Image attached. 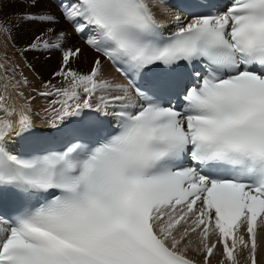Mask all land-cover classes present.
Instances as JSON below:
<instances>
[{"label":"snow or ice","instance_id":"6c2138e0","mask_svg":"<svg viewBox=\"0 0 264 264\" xmlns=\"http://www.w3.org/2000/svg\"><path fill=\"white\" fill-rule=\"evenodd\" d=\"M53 2L59 17L41 7ZM169 2L0 0V37L42 24L24 51L61 52L59 81L26 95L0 49V197L15 205L0 215V264H257L264 0H187L166 22L154 9ZM15 3L26 11L6 17ZM77 39L97 54L87 72ZM105 61L130 83L106 78ZM37 96L54 97L46 127Z\"/></svg>","mask_w":264,"mask_h":264},{"label":"bare ground","instance_id":"6f19581e","mask_svg":"<svg viewBox=\"0 0 264 264\" xmlns=\"http://www.w3.org/2000/svg\"><path fill=\"white\" fill-rule=\"evenodd\" d=\"M41 7H47L49 8L53 13H55L58 17L60 14V9L58 7L57 2H53L50 4L41 5ZM163 9H167L168 12L173 13V11L163 5L155 8L154 10L157 12L160 19H163L164 21L168 22L172 19V17L166 13L163 12ZM24 12V11H23ZM11 14H17L16 12H4V15L7 17ZM20 25H22L20 23ZM22 28L23 32H20V29H16L14 36L15 39L8 38L7 40H4L3 37H0V49H4L7 51L8 56L12 61H15L20 65V67L23 69L24 73L29 77V80L31 82V86L28 89V91L25 92L26 95L29 94L32 87L37 88L38 91H43V85L38 78H36L34 75L30 74V71L27 69L23 62V58L21 55H18L16 53L24 51V49L27 47L29 43H31V38L33 39L37 33V30H39V25H33L31 27ZM58 27H67V25L61 21L60 25ZM49 37H52V34H49ZM74 44L76 46H79L84 49V55L73 64L74 68H77L81 71L87 72L91 68V63L93 58L97 55L91 50H89L86 45L81 41L80 39H77L74 41ZM31 51H24L25 53H30ZM43 73V72H42ZM104 75L106 78L113 80L117 83L128 85L121 77H119L118 73L110 66L108 61H105L104 65ZM46 76V73L43 75ZM36 93H32V95H35ZM54 99V97H40L37 96L36 100L33 101L32 104V115L33 119L36 125L41 127H46L43 123V117L45 116L44 109L50 104V102ZM222 259L221 256L214 254V258H212V264H220V260ZM241 264H245L244 258H241ZM257 264H264V250L258 251L257 255Z\"/></svg>","mask_w":264,"mask_h":264},{"label":"rangeland","instance_id":"374dc122","mask_svg":"<svg viewBox=\"0 0 264 264\" xmlns=\"http://www.w3.org/2000/svg\"><path fill=\"white\" fill-rule=\"evenodd\" d=\"M5 11L9 13L16 12L17 14H19V13H23V11H26V9L23 3H15V4H6L4 6V12ZM27 11H35V9H27ZM21 24L22 25H19L18 27V29H20V32H23L22 28H25L24 25L26 27H31L33 25H36V23H21ZM38 25H39V30H37L36 32L39 33H37L36 36L41 35L42 30L46 27V25H42V24H38ZM49 34L44 38H51L49 37ZM35 37L33 39L31 38V41H33ZM22 58L25 66L30 71V74L38 78L40 80L39 82H41L42 85L48 82L49 80H51L52 83L54 84L59 81L60 78L54 77L53 74L59 70V64L61 59L60 51H50V52L31 51L30 53L23 54ZM28 65H31V68H29ZM45 73L46 76H43Z\"/></svg>","mask_w":264,"mask_h":264}]
</instances>
